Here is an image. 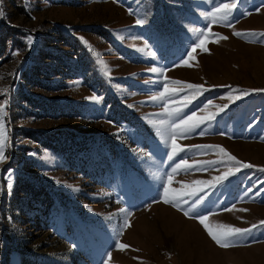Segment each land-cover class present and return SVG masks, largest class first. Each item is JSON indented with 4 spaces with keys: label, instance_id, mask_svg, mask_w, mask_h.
I'll return each instance as SVG.
<instances>
[{
    "label": "rangeland",
    "instance_id": "1",
    "mask_svg": "<svg viewBox=\"0 0 264 264\" xmlns=\"http://www.w3.org/2000/svg\"><path fill=\"white\" fill-rule=\"evenodd\" d=\"M223 2L0 0V264H264V0Z\"/></svg>",
    "mask_w": 264,
    "mask_h": 264
},
{
    "label": "snow or ice",
    "instance_id": "2",
    "mask_svg": "<svg viewBox=\"0 0 264 264\" xmlns=\"http://www.w3.org/2000/svg\"><path fill=\"white\" fill-rule=\"evenodd\" d=\"M221 3L223 5L222 8L220 7H217L215 9L216 12H221L223 11L224 12V16L222 17V21L224 23H231V20L229 18V13L231 12V8L235 7V3L233 2L231 5L228 4V3H224L223 0H221ZM210 15L213 16V18L215 19V14L214 13H211ZM4 16V13L2 10H0V17H3ZM34 18V17H33ZM137 25H142L144 23L143 20H137L136 21ZM237 36L241 35V33L237 32L236 33ZM251 35H255V33H251ZM260 35H264V33L260 34ZM225 39H227V37H224ZM161 39H163L161 37ZM32 43L31 39H29V45ZM205 43H207V40H201L200 41V46H203ZM195 47L192 48V52H195ZM205 51H207V48L204 49ZM152 56H155V53H151ZM188 58L189 60L193 59L194 57L192 56V53H188ZM185 64H188V60H185L184 61ZM158 71L161 72L162 74V70H158L157 68H152L151 69V72L152 73H157ZM173 83H176V84H182L183 82L181 81H174ZM186 87L188 89H194V90H203V85H196V84H187ZM230 87V86H229ZM180 91H183V88L180 89ZM244 91V90H242ZM254 91H262L264 92V90H254ZM169 93V89L165 88L163 92H161L159 94V96H153L152 97V100L155 101L156 99H175L177 98V95H176V90H172V95H168L166 97V94ZM6 103V101H5ZM189 103L190 102H186L183 107L181 109H179L176 113V116H177V122L174 123V127L175 129L179 130L178 132L174 133L173 134V138L171 139V154L168 155L167 159L169 161H172L174 159L175 156L179 155L180 153H184L185 156L181 157V161L182 163L187 166L188 164V160L185 158L187 157V152L188 151H191L192 149H185L183 147H181L180 145H178L176 143V140L174 138L175 135H185V136H191L193 134H196V135H204L206 134L205 133V127L207 125V123H210L211 120H203V119H198L195 114L191 115V116H188L187 118H184V114H183V108H187L189 106ZM3 109L0 108V112H2ZM3 124L0 123V161H3L4 160V148H5V145H4V137H3ZM197 129H199V131L197 132ZM196 148H212V147H219V146H211V145H197L195 146ZM220 152H224V149L223 148H220ZM226 154V153H225ZM228 155V154H226ZM229 159L230 161H233L235 162V165H236V170L239 171L240 168H252L253 165L251 164H247V163H242L240 161H238L236 159V157L234 156H229ZM221 161H217V162H206V163H209V164H212V163H220ZM180 167V164H176L175 167H173L172 171L173 172H176L177 168ZM186 171L188 170L187 167L185 169ZM260 171H264V169H260ZM228 175H230V173H225L224 176L222 177H217V181L220 182V181H223V180H226L228 178ZM197 183H204L202 181H197ZM261 183H264V181H262ZM11 187V185H9V188ZM171 191L170 189H165V202L166 203H173V201L171 200H168L167 199V195H168V192ZM251 190L250 189H245V192L248 193L250 192ZM259 193H253V195H258ZM175 204L176 206H179L180 205V200H177L175 201ZM230 210V209H228ZM186 216L189 215V213L186 211L184 213ZM207 217L206 216H201L200 218V223L201 224H204L205 228L208 230V234L212 237V239L220 246L224 247V246H227V243L229 241L230 238H236V237H243L245 235H251L253 229H255L257 227V225H253L252 228L250 229H241V228H237V227H231V226H225L226 227V231H224L223 233H218L216 231H214L207 223H205ZM261 225H264V221H261L260 222ZM119 247L121 249H124V248H127L128 245H125V244H120ZM110 255V254H109Z\"/></svg>",
    "mask_w": 264,
    "mask_h": 264
},
{
    "label": "bare ground",
    "instance_id": "3",
    "mask_svg": "<svg viewBox=\"0 0 264 264\" xmlns=\"http://www.w3.org/2000/svg\"><path fill=\"white\" fill-rule=\"evenodd\" d=\"M162 209H164V206H163V208ZM164 211V210H163ZM175 218V217H174ZM176 219V218H175ZM192 222V221H191ZM192 227V226H191Z\"/></svg>",
    "mask_w": 264,
    "mask_h": 264
}]
</instances>
